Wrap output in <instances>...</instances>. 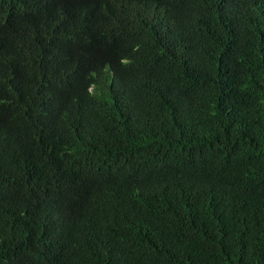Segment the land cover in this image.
<instances>
[{
    "label": "trees",
    "instance_id": "obj_1",
    "mask_svg": "<svg viewBox=\"0 0 264 264\" xmlns=\"http://www.w3.org/2000/svg\"><path fill=\"white\" fill-rule=\"evenodd\" d=\"M0 264H264V0H0Z\"/></svg>",
    "mask_w": 264,
    "mask_h": 264
}]
</instances>
